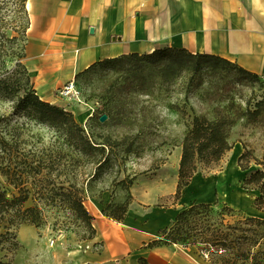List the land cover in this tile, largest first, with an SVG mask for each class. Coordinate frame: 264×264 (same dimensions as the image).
Segmentation results:
<instances>
[{"label":"rangeland","instance_id":"rangeland-1","mask_svg":"<svg viewBox=\"0 0 264 264\" xmlns=\"http://www.w3.org/2000/svg\"><path fill=\"white\" fill-rule=\"evenodd\" d=\"M28 1L0 0V137L9 143L6 160L11 170L20 168L23 176L20 180L12 175L9 183L0 174V183L9 192L30 188L27 205L43 207V222L20 225L19 246L0 249V257L14 264H97L75 256L76 249L95 235L93 225L76 209L79 202L85 207L92 202L110 205L112 211L118 205L129 208L144 202L185 205L183 209L194 202L245 205L250 198L243 186L246 176L236 180L232 149L219 160L198 162L186 200L182 193L176 202L177 188L157 195L178 183L183 141L195 115L236 118L230 142L241 143L264 161V102L258 104L264 98L263 75L251 76L223 62L216 67L205 64L167 83L146 59L98 65L80 73L75 80L78 95L60 97L107 157L98 167L77 149L68 124L43 121L39 111L27 105L26 94L35 92L23 63ZM246 110L255 112L245 114ZM103 114L105 121L100 120ZM228 219L247 229L261 228L243 223L237 215Z\"/></svg>","mask_w":264,"mask_h":264},{"label":"crops","instance_id":"crops-1","mask_svg":"<svg viewBox=\"0 0 264 264\" xmlns=\"http://www.w3.org/2000/svg\"><path fill=\"white\" fill-rule=\"evenodd\" d=\"M28 10L23 63L36 94L61 107L67 101L60 90L95 62L163 47L218 55L264 76V0H29ZM244 150L239 142L231 150L238 182L262 168L251 162L242 170L238 158ZM176 188L160 191L157 198ZM246 189L245 205L230 206L264 218L255 205L261 191ZM145 204H131L123 220L103 212L104 205H86L95 235L75 256L97 264H137L140 258L147 264H209L196 246H148L185 205Z\"/></svg>","mask_w":264,"mask_h":264},{"label":"trees","instance_id":"trees-1","mask_svg":"<svg viewBox=\"0 0 264 264\" xmlns=\"http://www.w3.org/2000/svg\"><path fill=\"white\" fill-rule=\"evenodd\" d=\"M132 59H146L152 66L161 72V78L167 83L179 77L185 72L196 73L205 64L214 67L219 63H233L218 55L206 53H193L185 48L163 47L151 53H130L117 57L106 58L95 62L83 72L95 68L98 65L120 64ZM240 71L251 76L259 74L248 71L236 64ZM82 73V72H81ZM27 105L30 104L40 113V119L54 125H69L70 138L74 140L77 149L86 156L92 158L98 164L103 165L107 157L102 155V148L94 145L85 134L84 128L79 125L72 113L58 105L42 100L36 92L27 93L25 96ZM259 101L258 104H262ZM254 113L245 111L247 114ZM236 118L225 114H219L214 119L206 115H195L192 128L188 131L182 145L179 179L175 194L176 202L182 197L183 190L188 186L197 171L198 162L203 159L219 160L226 152L230 151L234 144L230 142L231 127ZM7 141L0 137V174L6 180L12 182V175L23 180L20 168L11 170V165L6 160L8 151ZM244 152L238 158V165L242 170H247L251 162L262 165V168L252 172L244 179V188H258L261 194L255 199L257 208L264 210V161H259L252 151L244 146ZM99 150V152H95ZM34 168L37 173L41 171L39 166ZM38 168V169H37ZM17 186L19 184L17 183ZM16 192H9L0 183V249L4 247L19 246L16 230L22 224L40 225L43 222V207L41 205H27L31 197V189L18 187ZM76 209L90 223L93 216L83 202L76 205ZM128 210V205H118L112 211L110 205H105L103 212L117 220H123ZM240 216L261 228L242 226L240 223H232L228 217ZM93 228V227H92ZM93 228V232H94ZM250 231V235H247ZM162 237L149 242L148 246L160 243L180 244L184 247L196 246L202 256L208 254L209 264H264V218L247 216L242 210L230 205H220L215 202H194L179 211L173 223L161 230ZM263 245V247H260ZM259 247L258 250H254ZM0 264H14L10 260L0 257ZM137 264H147L145 258H140Z\"/></svg>","mask_w":264,"mask_h":264},{"label":"built area","instance_id":"built-area-1","mask_svg":"<svg viewBox=\"0 0 264 264\" xmlns=\"http://www.w3.org/2000/svg\"><path fill=\"white\" fill-rule=\"evenodd\" d=\"M60 96H69V95H78L76 88H75V80L70 81L64 88H62L59 92ZM70 97V96H69ZM64 110L68 111L67 106L62 107ZM205 258H208V254L203 252Z\"/></svg>","mask_w":264,"mask_h":264},{"label":"water","instance_id":"water-1","mask_svg":"<svg viewBox=\"0 0 264 264\" xmlns=\"http://www.w3.org/2000/svg\"><path fill=\"white\" fill-rule=\"evenodd\" d=\"M106 118H107V115L103 114V115H101L100 120H101V121H105Z\"/></svg>","mask_w":264,"mask_h":264},{"label":"bare ground","instance_id":"bare-ground-1","mask_svg":"<svg viewBox=\"0 0 264 264\" xmlns=\"http://www.w3.org/2000/svg\"><path fill=\"white\" fill-rule=\"evenodd\" d=\"M85 117H87V115H86V116H84V118H85Z\"/></svg>","mask_w":264,"mask_h":264}]
</instances>
